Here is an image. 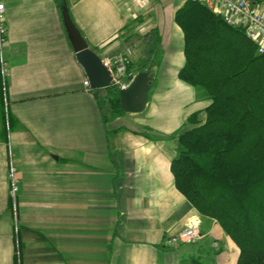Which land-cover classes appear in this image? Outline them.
Listing matches in <instances>:
<instances>
[{
	"label": "crops",
	"instance_id": "obj_1",
	"mask_svg": "<svg viewBox=\"0 0 264 264\" xmlns=\"http://www.w3.org/2000/svg\"><path fill=\"white\" fill-rule=\"evenodd\" d=\"M0 1L7 25L0 79L10 117L0 128V264H235L230 249L212 251L215 240L234 245L214 219L201 224L199 241L168 243L198 214L170 168L178 136L195 126L192 115L205 120L210 103L203 88L178 75L186 57L175 13L186 0ZM253 1L264 13V0ZM63 4L101 58L129 48L136 74L133 47L143 39L137 61L153 49L141 111L106 116L100 109L83 84Z\"/></svg>",
	"mask_w": 264,
	"mask_h": 264
},
{
	"label": "trees",
	"instance_id": "obj_2",
	"mask_svg": "<svg viewBox=\"0 0 264 264\" xmlns=\"http://www.w3.org/2000/svg\"><path fill=\"white\" fill-rule=\"evenodd\" d=\"M175 21L184 32L186 57L178 75L210 99L205 120L199 123L192 115L195 126L178 136L170 165L175 186L235 243V264H264V54H255L242 30L198 2L186 0ZM152 51L131 66L148 69ZM103 90L111 94L100 95ZM91 91L106 116L124 112L114 86ZM4 103L0 79L3 131L10 123Z\"/></svg>",
	"mask_w": 264,
	"mask_h": 264
},
{
	"label": "built area",
	"instance_id": "obj_3",
	"mask_svg": "<svg viewBox=\"0 0 264 264\" xmlns=\"http://www.w3.org/2000/svg\"><path fill=\"white\" fill-rule=\"evenodd\" d=\"M206 6L209 10L216 13L228 26L240 29L245 36L255 44L257 52L264 54V13L253 0H190ZM7 25L5 21L4 3L0 1V67L1 74L7 72V63L3 55V48L6 41ZM130 49L115 53L112 56L102 58L103 63L110 70L112 85L118 90L126 88L135 73L128 67L130 65ZM87 89H91L86 79L83 81ZM15 168L10 167L11 191L17 190ZM201 219L199 214H191L187 218L186 225L182 230L168 238L170 245L190 244L202 239L203 233L200 229Z\"/></svg>",
	"mask_w": 264,
	"mask_h": 264
},
{
	"label": "water",
	"instance_id": "obj_4",
	"mask_svg": "<svg viewBox=\"0 0 264 264\" xmlns=\"http://www.w3.org/2000/svg\"><path fill=\"white\" fill-rule=\"evenodd\" d=\"M61 14L75 57L85 72L90 88L96 90L112 86L110 70L97 52L88 46L64 4L61 6ZM152 80L153 76L149 69H143L134 75L126 88L119 90V100L123 111L136 113L144 108Z\"/></svg>",
	"mask_w": 264,
	"mask_h": 264
},
{
	"label": "rangeland",
	"instance_id": "obj_5",
	"mask_svg": "<svg viewBox=\"0 0 264 264\" xmlns=\"http://www.w3.org/2000/svg\"><path fill=\"white\" fill-rule=\"evenodd\" d=\"M143 42V39H141V41H140V43H137L136 45H135V47H133L134 49V52H133V57H132V59L134 60L133 62H138L136 59L140 56V55H142V53H144V51H142V43ZM145 54V53H144ZM129 68H130V65L128 66ZM112 86H114V85H112ZM112 86H110V87H112ZM114 88H117L116 86H114ZM101 94L100 95H105V94H111L110 92H106V91H101L100 92ZM109 99L107 100V103H106V105H109ZM204 218V217H203ZM210 220L211 219H209V218H207V219H205L204 218V221L202 222V220H201V224H202V230L204 229V227L210 222ZM200 227H201V225H200ZM201 229V228H200ZM214 244H212V251L214 252V253H216V254H218V255H225V252H226V250L228 251V253H231L232 252V256L234 257V255H238V248L236 247V245H235V243L234 242H232L234 245H232V246H229V244H225V243H223V242H221V241H217V240H215V242H213ZM225 245V246H224ZM232 248V249H231ZM231 250V252H230V250ZM233 250V251H232ZM236 257V256H235Z\"/></svg>",
	"mask_w": 264,
	"mask_h": 264
}]
</instances>
